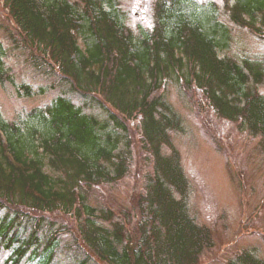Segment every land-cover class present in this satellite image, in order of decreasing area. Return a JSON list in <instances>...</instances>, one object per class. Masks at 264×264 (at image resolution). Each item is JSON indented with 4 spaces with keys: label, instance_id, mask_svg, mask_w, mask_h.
<instances>
[{
    "label": "trees",
    "instance_id": "16d2710c",
    "mask_svg": "<svg viewBox=\"0 0 264 264\" xmlns=\"http://www.w3.org/2000/svg\"><path fill=\"white\" fill-rule=\"evenodd\" d=\"M173 2L158 4L151 32L136 34L94 0H85L84 10L69 0L3 1L34 68L57 71L84 99L75 104L57 96L41 111L39 144L18 132L13 136L11 130L17 129L0 121V247L10 252L7 263L19 264L40 252L47 253L40 264L51 262L66 229L46 220L55 214L76 221L79 246L98 263L197 264L212 245L210 230L188 212V183L169 138L178 118L162 90L171 79L199 90L218 116L264 145V95L256 91L263 72L249 60L219 54V41L197 23L169 26ZM228 7L238 26L252 24L258 12L264 20V0ZM2 55L0 44V80H11ZM89 107H96L95 113ZM135 118L153 170L133 201L138 216L133 228L110 208L89 204L87 194L129 171L128 124ZM164 146L169 153L162 152ZM236 262L263 264L248 252Z\"/></svg>",
    "mask_w": 264,
    "mask_h": 264
},
{
    "label": "rangeland",
    "instance_id": "374dc122",
    "mask_svg": "<svg viewBox=\"0 0 264 264\" xmlns=\"http://www.w3.org/2000/svg\"><path fill=\"white\" fill-rule=\"evenodd\" d=\"M3 1L0 0V44L2 63L11 80H0V121L17 129L11 130L13 136L18 132L19 136L39 144L44 130L41 111L57 96L67 97L75 104H82L84 99L60 79L57 71L45 66L34 68L31 54ZM69 1L77 2L81 10L86 8L85 0ZM94 1L119 23L136 34H145L153 29L157 5L163 2L170 6L174 0ZM236 1L242 0H177L170 8L173 14L170 13L168 24L172 27L179 21L197 23L219 41V54L257 64L263 72V80L256 91L264 95L263 16L258 12L252 24L236 25L231 21L228 7ZM245 18L250 20L248 16ZM84 20L81 18L79 23ZM254 28L257 31H253ZM78 38L81 45L85 44L82 35ZM162 95L178 118V128L169 130V138L171 147L179 154L188 183L189 215L197 224L207 227L212 236V245L202 251L197 264H239L236 258L243 252L251 253L264 264V145L260 137L218 116L195 88L186 89L182 83L171 79L164 85ZM93 108L87 110L95 113ZM128 130L132 154L129 171L115 183L89 190L87 201L98 208H110L116 219H121L126 226L130 222L128 226L133 227L138 216L132 204L152 173L153 161L141 147L136 118L130 120ZM162 152L167 154L170 148L164 146ZM43 164L49 169L47 159ZM46 218L56 228H66L60 233L49 264H78L84 259L85 264H105L93 261L79 246L75 237L76 221L72 217L55 214ZM2 247L0 264H9L6 260L10 252ZM46 254L40 252L32 256L29 253L19 264H40Z\"/></svg>",
    "mask_w": 264,
    "mask_h": 264
},
{
    "label": "water",
    "instance_id": "95a60500",
    "mask_svg": "<svg viewBox=\"0 0 264 264\" xmlns=\"http://www.w3.org/2000/svg\"><path fill=\"white\" fill-rule=\"evenodd\" d=\"M135 16H138V13L137 12H135V14H134Z\"/></svg>",
    "mask_w": 264,
    "mask_h": 264
}]
</instances>
